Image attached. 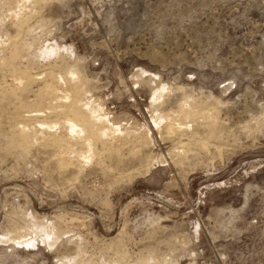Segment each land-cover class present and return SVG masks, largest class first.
Instances as JSON below:
<instances>
[{
    "label": "rangeland",
    "instance_id": "1",
    "mask_svg": "<svg viewBox=\"0 0 264 264\" xmlns=\"http://www.w3.org/2000/svg\"><path fill=\"white\" fill-rule=\"evenodd\" d=\"M21 1L0 0V56L32 77L0 64V264H264V0ZM185 96L213 117L174 116Z\"/></svg>",
    "mask_w": 264,
    "mask_h": 264
},
{
    "label": "bare ground",
    "instance_id": "2",
    "mask_svg": "<svg viewBox=\"0 0 264 264\" xmlns=\"http://www.w3.org/2000/svg\"><path fill=\"white\" fill-rule=\"evenodd\" d=\"M17 1V0H16ZM20 1V0H19ZM26 1V0H25ZM21 2H23V0L21 1ZM8 3V2H7ZM26 3V2H25ZM2 4V3H1ZM6 4V3H5ZM15 4V3H14ZM13 4V5H14ZM16 4H19V3H16ZM7 5V4H6ZM12 5V6H13ZM23 6V5H22ZM27 6V5H26ZM0 7H2V6H0ZM5 7V6H4ZM3 7V8H4ZM8 7V6H7ZM14 7H15V5H14ZM24 7V6H23ZM22 7V8H23ZM29 7V6H28ZM10 8H11V12L10 13H12V15H14V16H16L17 18H20V17H22V16H20L21 15V13H20V11H15L14 10V8L12 9V7H9V11H10ZM25 8V7H24ZM18 9V8H17ZM16 9V10H17ZM1 10V9H0ZM19 10V9H18ZM5 12V11H4ZM22 12H23V10H22ZM9 14V13H8ZM0 15H2V13L0 14ZM11 15V14H10ZM9 15V16H10ZM4 16V15H3ZM1 17V16H0ZM15 17V19H17ZM5 20H6V18H5ZM4 20V21H5ZM22 21V20H21ZM30 29V28H29ZM20 32V31H19ZM15 35H17V34H15ZM9 38V37H8ZM12 39H13V37H11ZM9 40H11L10 38H9ZM8 40V41H9ZM15 40V39H14ZM19 40H21V39H19ZM7 41V43H9V42H11V41H9L8 42ZM2 44V43H1ZM6 44V43H5ZM9 44H11V43H9ZM12 44H16V41H13L12 42ZM8 45V44H7ZM7 45H3V48H5V46H7ZM14 49V48H13ZM22 50V49H21ZM21 50H20V48L18 47V48H15V50L14 51H12V56L10 57V58H7L6 56H3V55H1L0 56V64H3L4 66L5 65H7L8 67H10L11 68V72H12V75L14 76V80H15V83L17 84H15L16 85V87H17V89H21L22 90V88H24V87H26V85H27V81L28 80H30L31 81V79H32V77H29V76H27L28 74V72H27V70H25V68H23V67H21V66H18L16 63H15V60L14 59H16V57H19V56H21ZM11 52V51H10ZM11 55V54H10ZM30 58H31V56H30ZM28 59V58H27ZM39 59V58H38ZM11 62H10V61ZM33 60V59H32ZM2 66V65H1ZM4 68V67H3ZM29 71V70H28ZM74 73V72H73ZM48 74H50V73H48ZM71 74V73H70ZM53 75V74H52ZM73 76V75H72ZM79 76V75H78ZM77 76V77H78ZM80 77H78V79H79ZM80 80V79H79ZM79 86H81L80 84H78ZM77 85V87H79ZM14 87V86H13ZM51 88L52 87H50V86H48V83H46L45 84V90L46 91H51ZM76 88V87H75ZM12 89V88H11ZM16 89V90H17ZM43 89V88H42ZM40 90H41V88H40ZM44 91H42V93H43ZM48 92V93H49ZM40 93V92H39ZM45 94V93H44ZM51 94V93H50ZM39 95H41V94H39ZM38 95V96H39ZM68 95V94H67ZM42 96V95H41ZM40 96V97H41ZM49 96V95H48ZM43 97V96H42ZM41 97V99H43ZM45 97V96H44ZM47 97V96H46ZM50 97H51V95H50ZM65 97V96H64ZM68 100H70V101H72L73 99H72V95H69V96H67L66 97ZM160 98V97H159ZM40 98L38 99V101H40L41 100ZM52 99V98H51ZM54 99V98H53ZM67 100V101H68ZM93 100V99H92ZM24 101V100H23ZM44 101V100H43ZM53 102H54V100H52ZM26 102H27V100H26ZM41 102H42V100H41ZM28 103V102H27ZM26 103V104H27ZM49 103H51L50 101H49ZM89 103V102H88ZM87 103V104H88ZM21 104H24V103H21ZM29 104H30V102H29ZM28 104V105H29ZM53 104V103H52ZM180 105H179V109L177 110V113L178 114H176L175 113V115L174 116H178V118L179 119H182V118H188V117H190V115L191 116H193L192 114H194V115H196V114H198V113H200L201 115H203L204 116V118H205V116H209V117H211L212 115L206 110H204V112H202L203 110L202 109H200L199 110V108L201 107L200 106V104H202V103H200V104H198V102L196 101V99H194L193 97L191 98V97H187V96H185V98H184V100L182 101V102H180L179 103ZM54 105H56V101H55V103H54ZM90 105V104H89ZM88 105V106H89ZM85 106V105H84ZM86 107V106H85ZM204 109V108H203ZM202 110V111H201ZM174 111V110H173ZM211 111V110H210ZM73 112V111H72ZM173 115V114H172ZM72 116H74V117H72ZM173 116H170L169 118H166V120H167V127H168V129H169V131H174L175 130V128H176V126H178L179 124L176 122L177 120H176V118L174 117V119L172 118ZM196 116H194V118H195ZM209 117H206V118H209ZM213 117V116H212ZM74 118H77L76 119V121L75 120H73ZM68 119H70V121H72V124L70 123V125H68L69 126V129H70V134L71 135H76L78 138H80L83 142H87V140L90 138V137H93L96 141H98L99 139H100V137H105L106 135H104L102 132H101V130L103 129H101L100 130V132L99 133H92L90 136H88L87 138H83V132H84V130L86 129H84L83 130V127H82V125H83V123L86 121V119H85V116H83L82 114H80V113H77V112H75V113H71L70 115H68ZM184 119H183V121H184ZM191 119V118H190ZM164 120H165V118H164ZM176 120V121H175ZM211 121V120H210ZM97 122H99V121H97ZM216 122V121H215ZM101 123V122H100ZM179 123H180V121H179ZM102 124V123H101ZM87 126V125H86ZM104 125L102 124V127H103ZM179 127V126H178ZM21 128L23 129V130H25V131H29V132H34V129L33 128H30V127H26V126H21ZM107 129H109L110 130V135H108L109 137H111V138H115L116 136V134L118 133L119 134V132L118 131H116L115 130V128H114V126L110 123V125H109V128H107ZM20 130V129H19ZM45 131H48L47 129L45 130ZM123 132V131H122ZM86 133V132H85ZM48 134H51L50 132H48ZM28 135V134H27ZM86 135V134H85ZM87 136V135H86ZM85 136V137H86ZM27 137V136H26ZM109 137H106V138H109ZM44 138V137H43ZM118 139V138H117ZM112 140V139H111ZM115 140V139H114ZM143 140V139H142ZM29 140H27V142H28ZM25 142V141H24ZM111 142V141H110ZM26 143V142H25ZM120 146V145H119ZM178 150V160L180 161V157H183L184 155H185V151L186 150H184L183 148L182 149H177ZM10 232H13L12 234H15V233H17L16 235H18L17 236V240H21L23 237H24V235H23V233H22V230L21 229H19L18 227H16V228H14L13 229V231H10ZM11 234V235H12ZM53 236V235H52ZM26 238V237H25ZM23 241V240H22ZM22 244V243H21Z\"/></svg>",
    "mask_w": 264,
    "mask_h": 264
}]
</instances>
